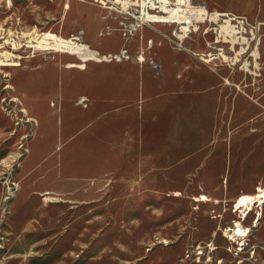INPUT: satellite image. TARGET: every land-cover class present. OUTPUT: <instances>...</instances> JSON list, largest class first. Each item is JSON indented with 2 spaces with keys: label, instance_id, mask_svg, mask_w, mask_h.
Here are the masks:
<instances>
[{
  "label": "rangeland",
  "instance_id": "1",
  "mask_svg": "<svg viewBox=\"0 0 264 264\" xmlns=\"http://www.w3.org/2000/svg\"><path fill=\"white\" fill-rule=\"evenodd\" d=\"M198 1L264 21V0ZM100 2L0 0V264H264V202L237 207L264 188V71L253 79L194 56L203 69L185 95L141 111L128 100L114 120L103 106L40 135L38 116L60 107L50 85L72 70L150 71L119 8ZM41 34L94 41L111 61L37 47ZM82 143L105 149L69 159L83 157Z\"/></svg>",
  "mask_w": 264,
  "mask_h": 264
},
{
  "label": "crops",
  "instance_id": "2",
  "mask_svg": "<svg viewBox=\"0 0 264 264\" xmlns=\"http://www.w3.org/2000/svg\"><path fill=\"white\" fill-rule=\"evenodd\" d=\"M240 14H246L254 19L250 14ZM171 31L172 26L168 24L154 23L142 26L131 38L133 45L129 46L130 48H139L138 52H147L146 55L150 60L149 72L142 71L134 74L129 73L126 69L121 72L119 70L112 71L102 64L93 71L84 73L72 70L59 78L56 84L52 83L50 86L55 88H51L50 97L60 107L55 113L38 116L42 129L40 135L48 134L49 132L46 133V130L79 115H82L83 120L86 117L89 118L88 121H92L96 117L94 115L96 112L104 110L103 106H108L106 110L112 118L107 117L109 120H114V118L116 119L115 115L123 111L122 106L128 100L135 105L136 111H141L148 100L165 93H172L179 88H182L179 91L185 95L188 88L196 87L194 83H196L197 74L203 69V65L196 62L194 53L205 51L207 49L206 42L203 37H195L187 39L183 47H180L170 38ZM152 61L162 65L163 75L160 77L156 76L152 70ZM105 64L108 65V63ZM81 97H85L91 102L90 108L77 104ZM96 122L97 124L93 125V128L103 126L99 124L98 119ZM47 141V138L36 140V149L46 147ZM77 146L82 150L83 157H68L69 159L98 160V154L105 149V145L102 143H82ZM79 153L77 152V154Z\"/></svg>",
  "mask_w": 264,
  "mask_h": 264
},
{
  "label": "built area",
  "instance_id": "3",
  "mask_svg": "<svg viewBox=\"0 0 264 264\" xmlns=\"http://www.w3.org/2000/svg\"><path fill=\"white\" fill-rule=\"evenodd\" d=\"M102 1L100 4L106 7L119 8L127 36L144 25L168 24L172 26L170 38L180 47L187 39L203 37L207 49L194 55L206 64L237 68L253 79L263 74L264 21L246 14L211 10L196 0H122L116 4L115 0ZM151 65L161 68L155 61ZM224 80L231 83L229 77Z\"/></svg>",
  "mask_w": 264,
  "mask_h": 264
},
{
  "label": "bare ground",
  "instance_id": "4",
  "mask_svg": "<svg viewBox=\"0 0 264 264\" xmlns=\"http://www.w3.org/2000/svg\"><path fill=\"white\" fill-rule=\"evenodd\" d=\"M120 2H123L122 0H117ZM11 2L9 1V4ZM125 4V3H124ZM69 3L66 4L65 10H67L68 8L71 9V7L69 6ZM37 40V47H42V48H46V49H56V50H62V49H66L67 52L70 53H78L80 56L81 61L83 62H92V61H97V62H101L102 61H111L110 58H108V54H105L104 52H102V50L99 48V46L97 45V43H94L93 41V45L91 43H88L86 41V43L84 44H79L76 43L75 41H67L65 39H62L61 37H58V35L55 34H41V36L39 38L36 39ZM118 58V57H117ZM84 65H87L86 63H84ZM32 120L36 121V119L32 118ZM202 198H204L205 200L209 199L208 196L206 195H202ZM260 203L262 204L264 202V188L263 187H259L257 193L255 194H243L242 196H240L237 200V207L238 208H244L245 209V213L248 214L254 207V204L256 203ZM243 210V209H242ZM246 231V229L243 228V225L238 224V228L236 229V232L238 233H244ZM235 231H231L230 235L233 236Z\"/></svg>",
  "mask_w": 264,
  "mask_h": 264
}]
</instances>
